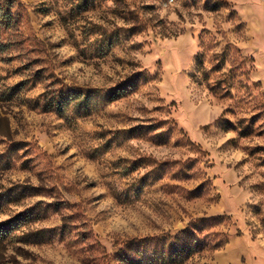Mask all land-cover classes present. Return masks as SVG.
<instances>
[{"label":"rangeland","instance_id":"rangeland-1","mask_svg":"<svg viewBox=\"0 0 264 264\" xmlns=\"http://www.w3.org/2000/svg\"><path fill=\"white\" fill-rule=\"evenodd\" d=\"M0 4V264H264V0Z\"/></svg>","mask_w":264,"mask_h":264},{"label":"trees","instance_id":"trees-1","mask_svg":"<svg viewBox=\"0 0 264 264\" xmlns=\"http://www.w3.org/2000/svg\"><path fill=\"white\" fill-rule=\"evenodd\" d=\"M4 12V7L0 4V18H1V14ZM1 23V21H0ZM129 90H132L131 87L128 88ZM121 93H117L116 95H120ZM60 104H58L59 106ZM198 229V228H197ZM189 233V236L190 234H192L190 231L188 232ZM204 247V245L202 244V241L195 237V238H192L191 241L187 242V244L185 245L184 247V251L187 252V253H191V252H199L200 250H202V248Z\"/></svg>","mask_w":264,"mask_h":264}]
</instances>
